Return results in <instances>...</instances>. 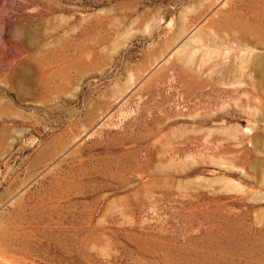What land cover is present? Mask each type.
<instances>
[{
    "label": "rangeland",
    "instance_id": "1",
    "mask_svg": "<svg viewBox=\"0 0 264 264\" xmlns=\"http://www.w3.org/2000/svg\"><path fill=\"white\" fill-rule=\"evenodd\" d=\"M254 58L264 0H0V264H264Z\"/></svg>",
    "mask_w": 264,
    "mask_h": 264
},
{
    "label": "bare ground",
    "instance_id": "2",
    "mask_svg": "<svg viewBox=\"0 0 264 264\" xmlns=\"http://www.w3.org/2000/svg\"><path fill=\"white\" fill-rule=\"evenodd\" d=\"M174 29L175 30L173 31V35L170 39L171 42L176 43L177 41L178 42L181 41L182 44H180L181 47L177 50V52H175V54H173V56L177 57V60L180 63L185 64L187 67H193L194 65L196 66L200 63V65H199L200 67H201V65H205V66L207 65L206 67L211 68V66L213 64L210 63V61L215 60L214 57H212L211 55L208 56L206 54L205 57L199 62V57H201L204 54L202 52H200V53H202L201 56L196 57L198 50L196 51V50H194L195 48H192V47H194L193 46L194 44L199 43L201 40L207 41L206 37L209 40L210 35H206V37L204 35H199L201 33V31L199 30V33L194 34L192 37L188 36L189 38L187 39L186 35H185V31H186L185 26L181 25V26H178L177 28H174ZM211 40L210 41L213 42V44H216V40H213V39H211ZM191 49H193L194 52H192L193 50H191ZM213 52H215V51H213ZM206 53H208V52H206ZM251 60H252V58H251ZM248 61H250V60H248ZM248 61L245 62V60L243 61V59H242V60H240V63L238 65H236L231 60L230 63L226 64L223 67V70L221 67L222 75H221V77L218 78L219 80H221L220 82L227 81L228 78H236V76L239 77V74H242V73L244 74L246 72V70L251 66V63H252V65L253 64L254 65L259 64L261 66L263 74H264V60H258V58L257 59L254 58L253 62H248ZM236 69H238V70H236ZM225 83H227V82H225ZM212 85H215V84L212 83ZM158 88H160V85L158 86ZM219 91L220 90L217 87L213 86V88H211L210 90L203 93V95L208 96V103L210 105L213 103H216L218 101Z\"/></svg>",
    "mask_w": 264,
    "mask_h": 264
}]
</instances>
